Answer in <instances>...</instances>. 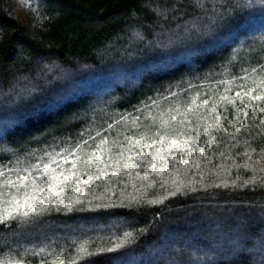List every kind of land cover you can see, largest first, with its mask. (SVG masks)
<instances>
[{"label":"trees","instance_id":"trees-1","mask_svg":"<svg viewBox=\"0 0 264 264\" xmlns=\"http://www.w3.org/2000/svg\"><path fill=\"white\" fill-rule=\"evenodd\" d=\"M255 96L264 0H0V264H264Z\"/></svg>","mask_w":264,"mask_h":264},{"label":"snow or ice","instance_id":"snow-or-ice-1","mask_svg":"<svg viewBox=\"0 0 264 264\" xmlns=\"http://www.w3.org/2000/svg\"><path fill=\"white\" fill-rule=\"evenodd\" d=\"M251 2H252V0H249V3H251ZM244 95H249V93H245ZM237 96L239 97L240 94L237 93ZM253 99H255V100H260V99H264V97H261V96H255V97H253ZM205 103H207V102L205 101ZM173 119H175V118H173ZM171 144H172L173 146H177V147L179 146L176 140H172V141H171ZM94 158L97 159V160L100 159V157H99L98 155H95V154H94ZM137 159H139V157H137ZM91 162H92V160L89 159V161H88L87 163L90 164ZM113 175H115V172H113ZM70 178H71V177L66 176V177H64V180L67 181V180H69ZM22 179H25V180H26L27 177H23ZM37 179H40V177H37ZM143 179H147V176L143 177ZM88 182H89V181H84V183H88ZM47 193H48V195H45L43 192L41 193V195L44 196L45 200H48V199H49V196H51V195H55V193L53 192V189H52L51 187H49V188L47 189ZM30 199H32V197L28 196V197H26L25 200L22 201V202H21V201H9V203L13 204V207H14L17 211H19V210H22L23 208H25V207L27 206V204H28V200H30ZM33 211H35V210H33ZM27 214H28V213L25 212V215H27ZM130 236H131V233H125V234H124V238L121 239L120 242L117 243L115 247H113V248H108L106 251H107L108 253H113V252H116L118 249L123 248V247L125 246V244L127 243V238L130 237ZM80 252H81V253H87V249H86L85 247L82 246V247L80 248ZM103 252H104V250H101V253H103ZM101 253H96V255L101 254ZM88 255H94V254H92V253H88ZM72 264H76V262L73 261Z\"/></svg>","mask_w":264,"mask_h":264}]
</instances>
